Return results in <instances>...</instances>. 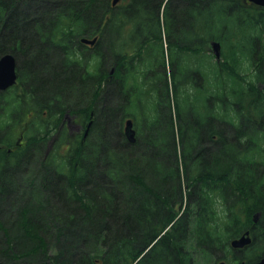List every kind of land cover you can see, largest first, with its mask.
<instances>
[{
  "label": "trees",
  "instance_id": "1",
  "mask_svg": "<svg viewBox=\"0 0 264 264\" xmlns=\"http://www.w3.org/2000/svg\"><path fill=\"white\" fill-rule=\"evenodd\" d=\"M252 13L264 19L247 0H0V57L13 53L18 73L0 90V260H259L264 21ZM230 17L251 31L217 58ZM141 65L154 77L138 84Z\"/></svg>",
  "mask_w": 264,
  "mask_h": 264
},
{
  "label": "water",
  "instance_id": "2",
  "mask_svg": "<svg viewBox=\"0 0 264 264\" xmlns=\"http://www.w3.org/2000/svg\"><path fill=\"white\" fill-rule=\"evenodd\" d=\"M119 0H112V4L116 5ZM255 4L264 6V0H249ZM97 37L87 38L82 37L81 42L85 44L94 45L97 42ZM212 48L217 58L221 57V43L219 41L212 42ZM18 79L17 60L13 53H6L0 57V90H6L16 84ZM90 125V123H89ZM125 133L130 141H135V130L133 128L132 120L128 119L125 125ZM259 213L254 215V221L258 219ZM252 242V235L250 230H246L243 234L231 240V246L234 249H242ZM0 264H7L0 260ZM24 264V263H22ZM220 264H225L221 261ZM251 264H264V255L257 261Z\"/></svg>",
  "mask_w": 264,
  "mask_h": 264
},
{
  "label": "rangeland",
  "instance_id": "3",
  "mask_svg": "<svg viewBox=\"0 0 264 264\" xmlns=\"http://www.w3.org/2000/svg\"><path fill=\"white\" fill-rule=\"evenodd\" d=\"M218 31L221 34L222 39L226 38L227 40H230V43H231L230 46H228L227 44L224 45L225 42L222 44L223 54H227L230 52V50H232V48L242 49L243 43L240 42L241 37H243V35H245V34L247 35L251 30H248V28L246 26H243L242 23H240L237 18L230 17L224 23V25L220 26ZM236 33H242L243 35H238L236 37H229V36L236 34ZM227 37H229V39ZM248 43H250V45H252V42H248ZM248 47H250V46H248ZM211 51L213 52V49H211ZM94 59H95V57H94ZM94 59H92V60L94 61ZM245 66L249 67V65L247 63L245 64ZM89 69H90V71H94L95 68H94V66L91 67V65H90ZM75 115L76 114H74V116H73V114H70L66 117L67 125H68L71 133L78 132L79 128H80L79 125H81L79 120H77V121L72 120V119H74V117H76ZM124 126H125V124H124ZM52 143H53V139H50L49 146H51ZM262 144H263V142H262ZM230 263L233 264L234 262H230Z\"/></svg>",
  "mask_w": 264,
  "mask_h": 264
},
{
  "label": "flooded vegetation",
  "instance_id": "4",
  "mask_svg": "<svg viewBox=\"0 0 264 264\" xmlns=\"http://www.w3.org/2000/svg\"><path fill=\"white\" fill-rule=\"evenodd\" d=\"M247 3H249L250 5H254V6H258V7H263L264 8V6H261V5H258V4H255V3H253V2H251V1H249V0H247ZM252 17V18H254L255 20H257V21H254L255 23H260V22H262V21H264V19L262 18V19H260V16L257 14V13H252V14H248L247 15V17ZM246 17V18H247ZM249 25V24H248ZM247 25V26H248ZM220 43H221V48H222V42L220 41ZM86 46H88V47H92L91 45H86ZM94 46V45H93ZM182 55H184V54H182ZM143 57V55H142V50L140 49V50H138V62H140L141 63V58ZM183 63H184V66H187V67H189L190 66V64L188 63V61H183ZM138 65H140V64H138ZM153 70H150V69H145L142 65L139 67V70H138V84H142L143 82H145V81H147V82H149L150 80H153V77H154V75H153V72H152ZM111 75H112V69L109 71V73L107 74V78L108 79H110V77H111ZM75 118V120L77 121V119H76V117H74ZM263 119H264V117H263ZM73 121H74V119H72ZM259 119H258V117H256V115L255 114H251L250 115V121H251V125H254V123H255V121H258ZM79 131H81V129H83L82 128V126L81 125H79ZM78 131V132H79Z\"/></svg>",
  "mask_w": 264,
  "mask_h": 264
}]
</instances>
